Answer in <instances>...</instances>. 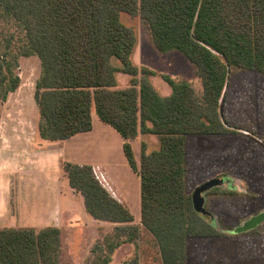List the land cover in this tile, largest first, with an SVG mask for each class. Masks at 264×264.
<instances>
[{"label":"trees","instance_id":"16d2710c","mask_svg":"<svg viewBox=\"0 0 264 264\" xmlns=\"http://www.w3.org/2000/svg\"><path fill=\"white\" fill-rule=\"evenodd\" d=\"M121 13L145 21L158 51H177L195 66L203 102L169 75L161 78L170 95L156 92L148 79L155 73L132 62L137 37ZM30 56L40 61L39 137L89 132L93 113L120 135L140 181V224L162 264H187L188 238L222 235L194 210L186 139L239 133L224 117V90L232 66L264 75V0H0L1 102L19 88V60ZM117 72L133 77L129 87H117ZM139 132L158 136L159 147L146 152L141 144L137 166L131 142ZM62 169L88 215L117 224L93 250L91 264H110L116 249L139 237L134 215L103 168L65 162ZM61 252V228L0 229V264H58Z\"/></svg>","mask_w":264,"mask_h":264},{"label":"rangeland","instance_id":"374dc122","mask_svg":"<svg viewBox=\"0 0 264 264\" xmlns=\"http://www.w3.org/2000/svg\"><path fill=\"white\" fill-rule=\"evenodd\" d=\"M120 20L136 33L132 62L139 69L147 68L155 73L148 79L160 96L165 97L171 93V88L161 78V75H169L175 80L188 82L203 102L201 81L193 64L177 51H158L145 21L139 15L121 13ZM113 63L116 67L120 66L116 59ZM16 72L20 77V86L16 94L9 96L6 104L19 105L23 107L24 113H0V122L5 121V118L8 120L2 124L5 127L10 125L9 121L17 120L19 123L20 119L31 120L35 105L34 84L40 72L39 59L36 56L20 58ZM116 78L117 87L123 89L130 86L133 77L117 72ZM135 78L139 80L141 74ZM224 93V117L239 133L187 137V189L188 193L194 194L199 186L211 179L225 180L217 186L218 191H208L202 195L203 208L212 216L214 226L228 231L264 212V75L232 66ZM2 103L0 101V105ZM25 124L29 133L31 124ZM133 143L139 165L141 144H145L146 152H151L159 147V138L139 132ZM113 181L123 190L116 177H113ZM78 197L72 203L77 220L62 231V252L58 264H91L93 257L99 253L97 250L93 252L98 245L96 243L102 241L117 225L84 218L79 210ZM133 224L140 227L138 239L133 244H125L116 249L110 264H162L156 241L142 228L139 215H136ZM259 231H264V222L259 225ZM193 239L196 238L190 241ZM189 252L196 253L197 250L190 245ZM187 264H218V261L216 257L210 262L203 259L196 262L192 258Z\"/></svg>","mask_w":264,"mask_h":264},{"label":"crops","instance_id":"0c3cea01","mask_svg":"<svg viewBox=\"0 0 264 264\" xmlns=\"http://www.w3.org/2000/svg\"><path fill=\"white\" fill-rule=\"evenodd\" d=\"M4 102L0 113H24L23 107ZM34 104L30 121H9L8 129L2 126L8 122L6 118L0 122V229L58 227L64 231L77 220L72 203L78 196L81 214L95 220L86 212L81 194L63 176L65 162L101 167L113 183L116 177L123 190L116 182L114 185L122 200L140 218V181L124 156L120 135L93 113L91 131L65 141L42 140ZM25 123L31 124L29 133ZM131 144L138 164L133 141ZM259 225L246 232L228 230L218 237L188 238V261L210 262L216 257L218 264H264V231H259ZM190 245L196 253L189 252Z\"/></svg>","mask_w":264,"mask_h":264},{"label":"water","instance_id":"95a60500","mask_svg":"<svg viewBox=\"0 0 264 264\" xmlns=\"http://www.w3.org/2000/svg\"><path fill=\"white\" fill-rule=\"evenodd\" d=\"M224 182L225 180L221 178L211 179L203 183L201 186H199L196 192L192 194V202L195 212L207 221H212V216L203 208L204 197L202 194L208 192L210 189L214 187L223 184ZM263 221H264V212L251 217L249 220L244 222L242 225L237 226L232 231L237 233V232H246L249 230H253Z\"/></svg>","mask_w":264,"mask_h":264}]
</instances>
